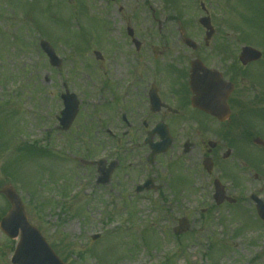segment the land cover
Listing matches in <instances>:
<instances>
[{"label":"rangeland","instance_id":"1","mask_svg":"<svg viewBox=\"0 0 264 264\" xmlns=\"http://www.w3.org/2000/svg\"><path fill=\"white\" fill-rule=\"evenodd\" d=\"M165 1L0 0V188L16 189L30 223L67 264H264V223L258 221L249 198L255 191L264 198V177L256 182L254 172L249 175L242 168L239 173L241 167L231 165L236 161L223 163L230 176L221 180L238 205L225 204L219 210L214 205L213 183L194 175L182 198L170 197L173 194L166 188L170 197L166 201L156 192L143 199L126 192L130 181L139 178H134V172L145 168L138 162L137 151L104 135V127L119 134L121 126L117 113L103 110L107 102H113L97 93L103 72L94 52L104 53L99 41L110 37L117 49V64H122L121 49H126L122 33L126 25L138 33L151 30L149 4L166 32L196 33L192 21L201 15L202 1L213 8L215 20H229L239 38L245 32L250 42L264 43V19L259 15L264 0ZM168 16L182 19L168 22ZM248 18L252 19L249 24ZM41 40L56 49L63 60L60 69L50 66L40 49ZM64 83L80 100L78 116L67 132L58 129L56 120L63 109L59 95ZM35 145L48 151H17ZM86 146L94 150V157L105 151L109 161H126L103 189L90 190L89 177L94 174L82 163L91 155ZM252 153H260L259 159L264 160V151ZM159 165L155 162L151 170L168 181L170 171L165 164ZM183 170L189 175L195 169L186 164ZM236 181L242 188L235 186ZM9 210L10 204L0 195V218ZM184 216L192 229L177 239L173 228ZM97 234L101 238L92 241ZM214 242H223L227 249L215 247L208 253ZM16 244L0 231V264H11Z\"/></svg>","mask_w":264,"mask_h":264},{"label":"flooded vegetation","instance_id":"2","mask_svg":"<svg viewBox=\"0 0 264 264\" xmlns=\"http://www.w3.org/2000/svg\"><path fill=\"white\" fill-rule=\"evenodd\" d=\"M200 6L204 14L210 15L215 28L210 38L201 26L195 27L198 31L194 34L179 29L166 32L163 21L153 14L150 31L122 33L126 42V49H121L122 64H117V49L111 39L101 43L104 57L100 65L103 72L100 95L112 98L113 102H107L103 110L121 115L120 133L108 134L120 145L131 144L137 151L139 164L145 167L134 172V178H139L130 181L132 186L126 190L136 196L147 197L155 190L161 194L166 188L182 192L184 175L180 169L186 163L196 169L191 176L200 179L206 175L212 179L214 173L225 176L228 167L223 163L230 159L244 164L246 155L264 150L255 144L258 138L264 140V84L259 81L264 74V54L261 60L243 65L242 48L237 47L229 21H216L203 2ZM165 19L180 22L178 18ZM126 27L132 29L130 25ZM185 39L195 40L197 48L187 47ZM195 60L200 62L197 108L192 104L194 94L190 86ZM231 85L233 90L229 94ZM213 111L224 121L214 116ZM168 140L169 150L150 162L152 145ZM96 146L99 148L100 144ZM228 153L230 158H226ZM96 161L93 158L89 164L94 174L89 178L91 190L105 187L98 182L100 170L94 164ZM125 162H118L116 169ZM155 162L167 165L168 181L151 170ZM207 167H213V173ZM147 180L151 190L138 193V187Z\"/></svg>","mask_w":264,"mask_h":264},{"label":"water","instance_id":"3","mask_svg":"<svg viewBox=\"0 0 264 264\" xmlns=\"http://www.w3.org/2000/svg\"><path fill=\"white\" fill-rule=\"evenodd\" d=\"M41 46L49 56L52 66L60 67L62 61L56 56L51 45L47 42H42ZM97 56L99 59L101 58L100 54H97ZM243 56V61L246 62L247 59L253 58V56L254 59L258 58L259 54L257 56L252 49H245ZM63 99L65 100L66 110L62 112L63 119H61V124L63 125L62 130H68L78 113V103L74 95H64ZM194 102L196 104V100ZM113 168L110 169V173L107 175L108 178L104 183L109 181ZM0 193L5 195L12 205L11 212L1 222V229L12 239L17 238L19 233L21 235L20 243L12 260L13 264H63L50 250L38 230L29 224L24 206L13 188L6 187L0 190ZM217 199L219 203L224 200L223 191L219 187ZM259 213L264 218L263 206H259ZM188 229L187 221L183 220L181 228L177 229V232H185Z\"/></svg>","mask_w":264,"mask_h":264}]
</instances>
